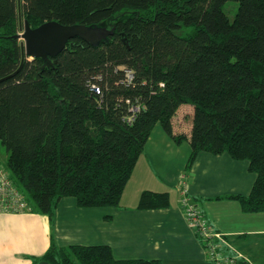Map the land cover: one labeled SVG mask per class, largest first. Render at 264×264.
<instances>
[{"label":"trees","instance_id":"16d2710c","mask_svg":"<svg viewBox=\"0 0 264 264\" xmlns=\"http://www.w3.org/2000/svg\"><path fill=\"white\" fill-rule=\"evenodd\" d=\"M229 1L238 3L233 21ZM25 20L32 28L113 22L115 32L98 47L75 39L50 62L26 57L21 67L16 36ZM186 104L190 132L178 133L173 119ZM157 125L189 143L187 170L203 152L248 161L257 175L251 193L226 198L245 213H264V0H0L4 167L52 227L63 198L81 208L119 207ZM170 206L168 192L145 190L138 208ZM38 260L162 264L117 260L107 245L61 247L53 235Z\"/></svg>","mask_w":264,"mask_h":264},{"label":"crops","instance_id":"0c3cea01","mask_svg":"<svg viewBox=\"0 0 264 264\" xmlns=\"http://www.w3.org/2000/svg\"><path fill=\"white\" fill-rule=\"evenodd\" d=\"M176 116L175 132L188 134L191 124L184 115ZM190 155L187 141L177 144L157 125L119 207L81 208L75 198H63L55 210L54 227L47 216L33 209L23 214H0V264H49L35 260L49 250L52 235L61 247L107 245L117 260L210 264L185 218L181 182L213 228L227 237V255H239L237 264H264V213H245L238 201L226 198L251 193L257 175L249 162L237 161L226 153L215 156L203 152L187 170ZM145 190L168 192L171 206L140 210L139 199Z\"/></svg>","mask_w":264,"mask_h":264},{"label":"built area","instance_id":"2783aa9c","mask_svg":"<svg viewBox=\"0 0 264 264\" xmlns=\"http://www.w3.org/2000/svg\"><path fill=\"white\" fill-rule=\"evenodd\" d=\"M127 79L129 83L133 81L134 76L131 72H127ZM180 189L182 192L181 206L185 218L196 236L205 244L203 248L207 253L209 263L237 264L241 258L239 255L229 256L225 253V248L228 245L227 237L216 231L207 221L198 203L187 195L184 182H181ZM29 210L26 196L10 178L9 173L0 162V214H23Z\"/></svg>","mask_w":264,"mask_h":264},{"label":"water","instance_id":"95a60500","mask_svg":"<svg viewBox=\"0 0 264 264\" xmlns=\"http://www.w3.org/2000/svg\"><path fill=\"white\" fill-rule=\"evenodd\" d=\"M20 24L23 33L17 35L16 38L24 40L21 43L23 54L21 67L26 57L43 58L50 62L49 58H56L64 51L67 44L75 39H81L93 47H98L115 32V28L86 25L64 26L55 21L46 22L37 28H32L27 20L24 24L21 21Z\"/></svg>","mask_w":264,"mask_h":264},{"label":"rangeland","instance_id":"374dc122","mask_svg":"<svg viewBox=\"0 0 264 264\" xmlns=\"http://www.w3.org/2000/svg\"><path fill=\"white\" fill-rule=\"evenodd\" d=\"M237 10H238V3H236V2H232V1H229V2H227L225 5H224V11H225V13H226V15L228 16V18L230 19V21H233L234 20V17H235V15H236V12H237ZM112 24H113V22H108V23H106L104 26L106 27V28H108V29H112ZM23 32L21 31V33L20 34H22ZM21 40V42H24V40L23 39H20ZM30 60H32V59H30ZM192 106L191 105H189V104H186V105H182V107H181V109H179V111H178V114L179 115H177L178 117L180 116V115H186L188 112H191V110H189V108H191ZM193 108V107H192ZM191 108V109H192ZM183 113V114H182ZM191 113H193V111L191 112ZM176 116V119L178 118ZM189 119H190V122L192 121V114H191V116L189 117ZM158 127L160 128V125H158ZM6 159H7V153H6V150H5V148L3 147V146H0V162L2 163V165L3 166H5L6 167ZM129 200H131V199H129Z\"/></svg>","mask_w":264,"mask_h":264}]
</instances>
